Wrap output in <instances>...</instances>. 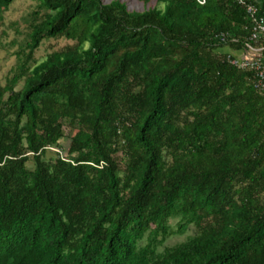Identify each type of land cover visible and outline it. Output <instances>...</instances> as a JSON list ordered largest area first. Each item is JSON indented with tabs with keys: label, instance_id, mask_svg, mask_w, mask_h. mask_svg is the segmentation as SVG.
<instances>
[{
	"label": "trees",
	"instance_id": "16d2710c",
	"mask_svg": "<svg viewBox=\"0 0 264 264\" xmlns=\"http://www.w3.org/2000/svg\"><path fill=\"white\" fill-rule=\"evenodd\" d=\"M30 1L0 83V264H264V90L227 61L264 59L244 6Z\"/></svg>",
	"mask_w": 264,
	"mask_h": 264
},
{
	"label": "rangeland",
	"instance_id": "374dc122",
	"mask_svg": "<svg viewBox=\"0 0 264 264\" xmlns=\"http://www.w3.org/2000/svg\"><path fill=\"white\" fill-rule=\"evenodd\" d=\"M105 3H110L114 0H103ZM127 5L130 11L144 12L154 7L163 8L162 3L157 0H121ZM36 1L30 0H15L8 10L0 14V83L5 84L18 61V52L24 50V43L28 40L30 31L29 24L31 21V13L36 10ZM75 42L65 38L43 40L37 51L34 53V59L37 63L44 60L48 53L61 50L67 45H73ZM64 139L61 143V148H54L47 151L46 156H54L57 150H61L65 155L68 148L70 138H75L77 132L64 127ZM175 226V222H171ZM176 228H174L175 230ZM193 231L191 228L186 230L184 234H174L168 239L169 245L179 243L187 236H191Z\"/></svg>",
	"mask_w": 264,
	"mask_h": 264
},
{
	"label": "built area",
	"instance_id": "2783aa9c",
	"mask_svg": "<svg viewBox=\"0 0 264 264\" xmlns=\"http://www.w3.org/2000/svg\"><path fill=\"white\" fill-rule=\"evenodd\" d=\"M195 1L199 5H204L206 2V0ZM238 3L244 6L247 15L252 20V29L249 40L253 43L261 42L264 44V19L260 15L258 8L253 4L246 3V0H238ZM218 39L221 42H225L227 37L224 34H220ZM262 49L264 50V47H262ZM256 51L260 53L259 49H256ZM227 61L231 66L239 70H252L254 73L253 87L259 91L264 90V60L262 58H239L230 51V53H227Z\"/></svg>",
	"mask_w": 264,
	"mask_h": 264
},
{
	"label": "crops",
	"instance_id": "0c3cea01",
	"mask_svg": "<svg viewBox=\"0 0 264 264\" xmlns=\"http://www.w3.org/2000/svg\"><path fill=\"white\" fill-rule=\"evenodd\" d=\"M256 7L259 10L260 15L264 19V0H256ZM234 55L239 58H258L261 59V55L256 51L255 48L247 47L240 51H232ZM264 60V59H263Z\"/></svg>",
	"mask_w": 264,
	"mask_h": 264
}]
</instances>
